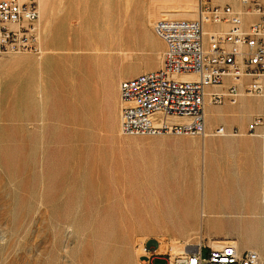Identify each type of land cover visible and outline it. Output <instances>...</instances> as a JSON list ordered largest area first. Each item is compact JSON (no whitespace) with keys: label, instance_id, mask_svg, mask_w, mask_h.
<instances>
[{"label":"crops","instance_id":"crops-1","mask_svg":"<svg viewBox=\"0 0 264 264\" xmlns=\"http://www.w3.org/2000/svg\"><path fill=\"white\" fill-rule=\"evenodd\" d=\"M161 1L37 0L41 53L32 58H0V80H8L3 79L7 76L4 66H18L21 77L20 66L33 65L34 100L28 99V103L33 105L34 121L44 135L54 137L61 120L88 126L96 123L104 133H118L121 82L162 67L158 60L155 69L144 68L153 55L157 60V53L163 54L165 49L151 22L163 19L164 12L170 11L173 18L180 12L177 19H192L184 14L186 10L166 8ZM227 1L234 10L242 9L238 2ZM218 26L228 28L227 24ZM150 39L158 41L159 52L151 48ZM137 49L145 52L135 54ZM132 69L138 71L126 75ZM23 80L19 79L12 96L31 97L24 94ZM242 81L240 91L249 78ZM230 84V78H224L221 85L206 88L207 135L120 134V140H135L143 147V157L131 168L144 176V196L139 203L135 195L138 181L134 179L129 215L123 220V233L130 236V242L135 233L147 235L143 243L147 252L139 255V262L163 260L166 264L151 251L159 242L171 239L203 247L232 241L239 250L256 245L261 249L264 100L242 93L236 103L209 101L210 93L223 92ZM256 118H260L259 123L250 131L249 125ZM218 127L225 133L215 134ZM149 241L155 245L147 247Z\"/></svg>","mask_w":264,"mask_h":264},{"label":"rangeland","instance_id":"rangeland-1","mask_svg":"<svg viewBox=\"0 0 264 264\" xmlns=\"http://www.w3.org/2000/svg\"><path fill=\"white\" fill-rule=\"evenodd\" d=\"M251 19L243 17L244 22ZM217 26L205 24L208 30ZM151 42L156 51L158 41ZM144 52L137 49L135 54ZM11 56L37 55L0 54ZM156 66L153 55L144 68ZM20 67L21 77L18 66H4L8 78L3 79L8 80H0V264H143L137 240L144 234L135 233L130 242L123 233L134 179L139 203L144 196V176L131 168L143 157V147L135 140H120L119 129L113 135L104 133L96 123L61 120L54 137L44 135L28 103L34 100L33 65ZM127 71L130 76L138 70ZM20 78L30 98L12 96ZM260 227L261 249L259 245L250 249L264 258L263 216ZM120 234L124 240L115 236Z\"/></svg>","mask_w":264,"mask_h":264},{"label":"built area","instance_id":"built-area-1","mask_svg":"<svg viewBox=\"0 0 264 264\" xmlns=\"http://www.w3.org/2000/svg\"><path fill=\"white\" fill-rule=\"evenodd\" d=\"M234 1L241 10L197 0L196 19L163 18L152 24L165 43L162 67L121 82V135L204 136L206 88L221 85L224 78L231 84L223 92L210 93L211 103H236L242 93L264 100V0ZM39 16L37 0H0V54L39 55ZM244 16L252 19L244 22ZM204 23L228 28L208 30ZM243 78L249 81L240 91ZM259 120L249 125L250 131ZM214 133L225 131L218 127ZM168 243L161 241L151 251L166 264H264L256 251L239 250L232 241L217 247L182 243L175 250Z\"/></svg>","mask_w":264,"mask_h":264},{"label":"bare ground","instance_id":"bare-ground-1","mask_svg":"<svg viewBox=\"0 0 264 264\" xmlns=\"http://www.w3.org/2000/svg\"><path fill=\"white\" fill-rule=\"evenodd\" d=\"M150 3V2H149ZM154 3V2H153ZM162 6H164V7H168L169 9H181V10H186V11H184V14L186 13V16L188 15V14H190V15H192V19H196L197 18V0H163V1H161V2H159ZM157 4V3H156ZM155 4V5H156ZM159 4V5H160ZM151 5H154V4H151ZM159 5H156V6H159ZM160 5V6H161ZM148 6H149V4H148ZM156 6H155V8H156ZM39 7H40V3H39ZM150 7V6H149ZM158 9V8H157ZM153 10V9H152ZM151 10V11H152ZM148 11V10H147ZM150 11V12H151ZM164 11V10H163ZM154 12V11H153ZM152 13V12H151ZM164 13H166L167 15L165 16V18H167V19H171V18H173L172 16H173V12L172 11H170V12H164ZM177 13V12H176ZM180 13V12H179ZM179 13H177L178 15L176 16V17H178L179 18ZM161 14V13H160ZM174 15H175V13H174ZM175 17V18H176ZM40 18H41V9H40ZM161 18V17H160ZM159 18V19H160ZM163 18H164V16H163ZM152 19V18H151ZM191 19V18H190ZM155 22V20H153L152 22H151V25L153 24ZM204 25H205V23H204ZM150 26V25H149ZM223 26H225V25H223ZM223 26H219L218 27V29H223V28H225V27H223ZM151 38V37H150ZM152 38H155V37H152ZM111 39V38H110ZM145 40H146V38H145ZM147 40H149V39H147ZM150 41H151V39H150ZM149 41V42H150ZM148 42V41H147ZM157 42V41H156ZM148 45L150 46V44L148 43ZM151 48H152V46H151ZM153 49H154V47H153ZM153 51V50H152ZM157 52H159V50H157ZM129 55V54H128ZM157 56H158V58H157V62H158V60L159 61H162V52L160 53L159 52V54L157 53ZM159 65V64H158ZM157 67V66H156ZM184 77H187V78H194V76L193 75H184ZM205 135H207L206 134V132H205ZM262 205H264V194H263V196H262ZM262 216L264 217V209H262ZM117 234V233H116ZM115 236H120V238H121V240H124V238H123V234H120V235H115ZM146 234H144L143 236H141L140 238H139V240H137L138 241V243L140 244V248H141V251H143L144 252V250H143V243H144V240L146 239ZM160 240H167L166 239V237H160ZM172 243V249L173 250H175V249H177V248H179V247H181L182 246V244L180 243V242H177V241H175V240H173V239H171V242H170V244ZM218 246V245H217ZM263 248V247H262ZM263 251V250H262ZM260 252V251H259ZM263 253V252H262ZM259 254V253H258Z\"/></svg>","mask_w":264,"mask_h":264}]
</instances>
